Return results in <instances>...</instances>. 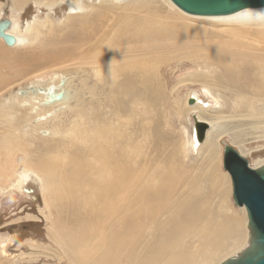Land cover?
Here are the masks:
<instances>
[{"label": "bare ground", "instance_id": "obj_1", "mask_svg": "<svg viewBox=\"0 0 264 264\" xmlns=\"http://www.w3.org/2000/svg\"><path fill=\"white\" fill-rule=\"evenodd\" d=\"M31 1L43 5L48 13L44 17L36 14L26 23L24 30L29 37L35 27H46L52 20L49 12L63 3L68 5L69 20L73 16L85 19L106 1L124 4L130 15L120 33L115 32L110 39L104 37L100 24L82 20L79 26L73 24L65 31L54 33L46 45L42 39L31 50L15 53L13 61L0 74V99L13 79L22 73L41 69L43 72L34 74L37 77L47 68L73 67L74 71L84 68L94 71L99 78L102 74L100 79L107 86L103 99L114 117L116 113L124 114L130 104L133 110L136 99H143L145 114L146 106L152 101L150 93L158 87L154 82L158 66L147 68V62L165 64L169 59L185 58L194 66L213 72L209 73V80L232 90L231 112L247 115L252 122L264 121V6L245 7L222 15H195L181 10L171 0H164L183 15L237 28L222 30L225 35L240 30L238 39L219 41L204 39L208 37L207 30L199 26L166 24L168 21L162 17L167 19L168 14L164 15V11L156 13L154 9L144 13L145 6L154 0ZM23 5L20 0H11V17L6 21L0 9L1 31L14 39L12 44H7L0 37L5 46H12L18 39ZM197 37L203 40H196ZM116 41L132 46L116 50ZM139 42L147 45L142 50L148 52L143 54L152 51L157 54L141 57L137 51L142 50L134 46ZM121 65H126V70L117 67ZM116 73L123 76L118 89ZM199 74L207 80V75ZM56 95L57 92L46 87L21 98L15 95L6 106L0 103V183L22 167L20 171L24 173L19 177L15 174L19 178L17 183L20 186L30 177V172L39 177L44 193L51 197L47 208L56 212L50 217L52 224L65 216L62 211H68L67 220L71 223L68 230L52 229L64 245L60 256L54 257L65 259L64 264H226L253 249L246 209L230 198L231 176L228 171L222 173L217 169L214 152L202 155V143L197 157L188 155L187 161L179 150L167 153L160 149L157 158L142 154L139 148L134 152L130 146L139 143L134 140L136 131L147 136L141 123L135 131L116 133V121L107 119L101 111L104 103L95 104L97 100L88 103L89 109L77 106L69 110L71 117L66 125L51 126L48 130L55 138L31 134V141H27L20 133L24 112L29 117L44 115L52 104L61 102L63 96ZM221 130L222 126L211 124L207 141L214 143L215 134ZM122 144L128 146L125 151L119 149ZM97 230L102 233H96ZM11 263L20 264L15 256L6 254L2 264Z\"/></svg>", "mask_w": 264, "mask_h": 264}, {"label": "rangeland", "instance_id": "obj_2", "mask_svg": "<svg viewBox=\"0 0 264 264\" xmlns=\"http://www.w3.org/2000/svg\"><path fill=\"white\" fill-rule=\"evenodd\" d=\"M20 1L24 3L22 11L24 13L20 26L21 32H16L19 33L17 35L18 39H16L15 44L12 46H5L3 41L0 40V74L4 73V66L13 61L12 58L15 53L31 50L42 39L43 44L46 45L50 39L49 37L54 33L65 31L73 24L79 26L82 20H85L87 23H98L105 33L104 37L110 39L115 32L116 34L120 33L122 25L125 23L124 20L130 15V13H127L129 9L124 7V4L119 5L116 3L114 5L113 1H106L103 7H95L85 19L73 16V19L69 20V18H66L69 13L68 5L63 3L49 12L52 15V20L46 24V27L39 29L35 27L32 31L33 33H31L32 36L29 37V34L24 30L26 23L30 22L36 14L39 17H44L48 13V10L43 5L34 4L31 0ZM94 1L97 2L96 0ZM154 3L146 5L144 13L154 11V9L156 13L164 11V15L168 14V18L166 19L163 16L162 20H167L168 22L165 23L168 25L175 23L180 25L187 24L190 27H202L207 30L208 37H203L206 40L217 39L221 41V39H236L239 36L237 34L240 31L239 29L235 34L229 33L227 35L222 31L237 30L236 27H224L217 23L214 24V22L206 23L204 20L202 21L192 15H183L181 11L169 6L164 0H154ZM156 4L159 5L156 7ZM10 5L11 0H0L3 21L11 17ZM166 10L169 11L166 12ZM132 15H135L134 11ZM176 21L179 23H176ZM216 33L220 35L216 36ZM245 35L246 33L243 34V36ZM24 37L25 39H22ZM219 37L221 38L219 39ZM203 38L197 37L196 40H203ZM240 38L242 39V37ZM244 38L242 40L253 39L251 37ZM131 44L126 45L122 41H116V50H120L119 48L121 47L132 46ZM134 44H137L134 46L139 48V50L147 46L144 43L141 44V42ZM151 44L153 46V43L149 45ZM104 47H107L106 44H104ZM148 48L151 50L152 47ZM142 52L147 53L148 49L137 51L141 57L149 56L151 58L157 54L156 51L150 52L149 55ZM165 52L167 53V51ZM118 56L116 58H119ZM153 64L158 66V77L154 80L158 87L150 93L152 101L146 106L145 114L142 113V108L145 106L143 99H136V102L132 105L133 110H130V104L129 108L124 109L126 110L124 114L116 113V117H114L108 111L109 109L103 99L104 95L102 94L103 92L106 93L107 86L100 79L102 74L99 78L94 71L85 70L84 68L74 71L73 67L64 69L47 68L45 73L37 77H34V74L43 72L39 71L41 69H37L35 72H30L26 75L22 73L21 76L15 77L8 85V89L0 99V103L6 106L9 104V100L14 99L15 95L21 98L22 96L29 95L31 91L37 93L46 87L57 92L56 96H63L60 103L56 102L52 104L50 110H46V113L40 117L33 115L29 117V114L26 115L24 112L25 116H22V120H24L23 127L20 129L22 131L20 133L27 141H31V134L32 137L55 138L53 136L54 133L49 130L52 127H60V125L69 123L71 117L69 110L77 106H84L86 109H89L90 105L88 103L97 100L95 104L104 103L101 111L106 115L107 119L116 121V133L135 131L136 125H140L141 123L140 126L144 128L147 136L144 137L140 132L136 131L137 136H135L134 140L136 139V143H139L136 146L135 143H132L133 145L130 146V149L134 152L139 148L140 151L142 150V154L145 152L157 158L155 155L160 149L164 148L167 153L179 150L182 152L185 161H187L188 155L197 157L199 145L202 143V146H204L202 155L208 156L214 152L215 165L223 173L226 171L223 167V149L225 145H229L238 151L252 168L264 166V121L252 122L245 114L242 117V114H237L239 112L235 114L231 112L229 105L230 98L232 97L230 91L232 92V90L221 87L214 81L209 80V76L213 72H208L207 69H200L185 58L169 59L165 64L159 63V61H150L147 62L146 66L150 68ZM1 66L3 69H1ZM117 67L126 70V65ZM201 71L207 75L205 76V78L208 77L207 80L200 77L201 74L199 73H202ZM149 73L152 75L150 71ZM121 81H123V76L116 73V89H118L117 86ZM116 95H118L117 90ZM237 116L240 118L238 119ZM200 123H205L206 127L202 129L201 125H198ZM211 124L222 126L221 132L215 134L216 139L214 143L206 139L207 131ZM124 139L127 142L126 137ZM121 147L119 149L122 151L128 148L124 144ZM20 170L22 171V167L16 168V172L12 173L13 175L11 174L4 183H0V264H2L6 254L15 256L20 264H64L66 263L65 259L56 258L57 255L60 256L62 252L61 247H64V245L60 244V239L54 236L52 229L68 230L71 226V223H68L67 220L68 211H62V214L65 216L60 221L52 224L50 220L56 212L53 209L48 210L47 208L51 202V197L49 195L46 196L42 189V183L38 180L39 177L33 172H30V177L19 186V182L17 183L18 177L21 173H24ZM16 173L18 177L15 175ZM230 191L232 201V186ZM44 198H46V201ZM96 233L102 232L97 230ZM63 234L65 235L66 233ZM57 235L59 236L60 233H57Z\"/></svg>", "mask_w": 264, "mask_h": 264}, {"label": "water", "instance_id": "obj_3", "mask_svg": "<svg viewBox=\"0 0 264 264\" xmlns=\"http://www.w3.org/2000/svg\"><path fill=\"white\" fill-rule=\"evenodd\" d=\"M171 1L181 10L195 15H222L245 7L264 6V0ZM1 27L0 37L7 44H12L13 37L3 33ZM201 127L204 129L206 124L201 123ZM223 167L231 176L235 204L244 206L246 209L253 239V249H250L244 256L228 261L226 264H264V166L252 168L238 151L225 145Z\"/></svg>", "mask_w": 264, "mask_h": 264}]
</instances>
